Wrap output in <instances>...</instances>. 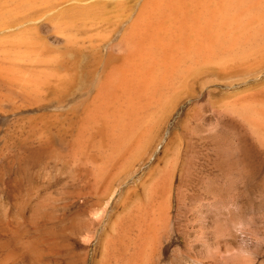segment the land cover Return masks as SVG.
<instances>
[{"label":"rangeland","instance_id":"obj_1","mask_svg":"<svg viewBox=\"0 0 264 264\" xmlns=\"http://www.w3.org/2000/svg\"><path fill=\"white\" fill-rule=\"evenodd\" d=\"M69 1L66 0L65 2H62L64 4H62L61 1L59 3L56 2L53 4L59 5V7H62L64 9H67V7H68V10H69L70 8L75 7V5H77V7L82 6L81 3L83 2V0L82 1L77 0V2H75L76 0H69ZM100 1L101 0H99V5L101 3V6L103 7V9H105L103 11V15L101 16L102 19L101 18L99 19L100 22H98L99 20H96V21H91L92 23H88L89 21L84 20L85 21V22L83 21L84 24H82V22L77 23L78 27L82 26L81 28H77V25L73 26V27H69V28H68V26L65 27V28H68L65 30H68V31L70 30L69 31L70 33H72V31L75 32V33H72L73 36H72V34L67 33L68 31L65 32L63 30V28L65 26L63 24V20H60V22L55 23L53 18H56L55 17L56 14H58L61 10H63L61 8L59 9L58 6L55 7L53 5L54 7H52V5H41V4H37L36 6H32V8H30L29 10L21 12L22 16L18 14V16H20L21 18L24 16L22 18V19H24L25 15H27L26 12L28 11V13H29V11L32 10L30 12L31 15L28 14V17H26V20H24L23 23H25V24L22 23L23 20L20 17H19L20 18L19 19V18H17L18 17L17 15L16 16L13 15L17 18V20H19V22H20V20H22L21 21L22 25H21V23H19L18 24L19 26L15 25L16 28H15V26L13 27V25L11 24L12 22L14 24L15 21H16L15 24H17V20L15 17L12 16V19L15 18V21L10 19L11 16L10 17L8 16L9 18L6 17L9 21L12 20L11 23H9V24H7L8 20L4 17L5 15L4 16L1 15L2 17H0V18H2L1 19L2 21H4L5 19L6 20L4 22L7 21L6 23H4V22L0 23V26H1L0 28L4 29L5 27H7V26H5V24H7L10 28L13 27V29H14V30L10 29V31L8 30L9 32L5 31L6 32L5 34L7 35V33H9V36H11L10 33H12V31H15L19 27H20L19 29L25 28L26 26L28 27L29 20H27V19H30L29 25H30V23H32L31 24L32 26H29L27 29L28 30L30 29L31 31L30 30L29 31L31 33H32V29L35 32L36 35H34V34L33 35L35 36V38L37 40L33 39V41L34 40L38 41L40 38L43 41H45L44 40V37H45L46 38L45 43L44 42L40 43L41 42L40 40H39V43H40V45H42V47H41L42 50H44L43 46L47 45V47H45V49L47 50V52L45 50L46 53L44 51H40L41 55L44 56V60H43L42 56L39 55L40 53L38 54L39 55L38 56L37 53L34 52V50L36 52H38V49L35 48V46L32 44V43L35 44V42H33L31 40L30 36H29V41L27 40V37H26V40H27V43H31L32 45H30V44L29 45H23L26 42L25 37L23 35H25L27 32H24L25 34H22V32L25 31V29H22L23 31H19V29H18V31L22 34L23 37L20 34L18 35L17 31L14 32L15 34H17V36L12 35L13 39H15L14 37L21 36V39L23 38L22 41H25L24 43L22 41H19L20 38H16L17 40L16 39L13 40L12 37H10L11 41H13V42H11L9 40L8 36H5V35L2 36L1 35L2 37H0V38H2V39H0V55L2 53L5 54L4 55L5 57L3 56V54L0 56L1 62H4V64H2L3 66L0 67V68H2L1 69L2 71L4 69V71L3 72L1 71V73H0V78L2 79V81L0 80L2 82V83H0V85H2L1 88L3 87L2 89L0 88V91L3 92L4 94L0 95V98L1 99L4 98L2 102L7 101L6 103L0 104V109H2V111L0 110V147L2 145V151H0V153H1L0 154L1 155L0 156V206H1L0 210L2 212H4V214H5V215H3V213L0 212V215L3 216V219L5 218V220H7V221L10 218L9 220H12V222H14L13 223L14 226H15V224H17L18 226L17 225L16 226L19 227L17 229H18V231L21 232V235L23 232L21 230H23V228L26 227L25 229H29V225H27L29 222V217H30V215L33 216L34 212L36 213L35 217H37L38 220H42L40 222L38 220L35 221V223L38 222L36 225H40V226H37L38 229L35 230L37 232L29 229V231L31 232V233L28 232L29 235L28 234H26V235L23 234L24 236L20 235V237L18 238L19 239L18 241H20V243L22 241L24 242V243H21V246L18 245L14 241H10L9 230L5 231L4 229H2L4 231L3 232V231H1L2 227L0 226L1 227L0 228L1 234L4 235L3 236L4 238L6 237L4 239L3 237H1V234H0V239L2 241L5 240L7 242L6 245H8V246H6V248L7 247L9 248L11 246L9 248L11 250L10 252L8 251L9 250L8 248H7L8 250L3 249L4 251H1L2 253H0V255H1L0 257H2L3 260L0 258L2 260V261L0 260L2 262L0 264H6V263L14 264V261H15L14 259H16L15 262H17V263L20 260V262L18 264H114V263L115 264H264V182L262 180L256 181V182H254V184H256V185L251 186V188L249 185L246 188L243 186H239L238 182H240V181H238L236 178H232V179H229L227 181L223 180L220 176H214L211 173V171L209 170L210 165L208 164L207 157H206V150L209 147L208 144L210 143L209 141L213 137L215 139H218L221 136V134H225V133L231 134L233 136V143H234L233 145L234 146H232V150L227 151L228 153L224 152L223 156L219 157L220 161H222L224 163L233 162V161H236L241 156L240 155L241 153L239 150H241V148H242L243 138H246V135H245L244 131L242 130V128H240L238 126L237 120L234 119L233 116H231V115H232V111L240 110L241 107L239 108L240 105H238V104H241L245 99H247L251 95V93L254 94V93H257L259 91H264V89H262V88H264L263 87L264 86V82H263V80H264L263 79L264 63L260 64V62L263 61L262 58H264V57L262 56L260 58H256L255 61H252V60L249 61L248 64H250V62H251L249 67L250 66L253 67V65H255V64H253L254 62L257 65L256 66L257 68L254 66L255 68H251V69L248 66H246L247 64L242 65V63H239V64L237 63L239 66H237V64L234 65L232 63L222 64L223 66L222 65H214V64H211V65L206 64V65H202L199 67L196 66L192 71L191 70L189 72L187 71L189 75L188 74L186 75L184 73V75H182V77H180V79H178L177 81H174L172 84H170L169 85L170 87H168L166 90L161 91V92L160 91L155 92L154 95H152L153 96L152 100H148V101L146 100V102L143 101V104L141 105V107L139 106L138 108H135V109H134V107L128 108L130 119L132 117H134L131 119V124L136 126L137 132L135 131V134H131L128 136L126 135L127 129H129L130 125L127 126L128 123L125 124V122H120V120H118L119 116L117 114V116L114 115L115 120H117L116 121L117 125H115L113 129L112 128L111 129L105 128V136H98V135L93 136L94 133H96L95 131L98 129L92 128V126H89L87 128L85 127V130L83 131V133L85 134V137L83 138V140L76 141L75 139H73L72 133H73V135H75L78 132L77 130H80L81 127H83V125H84V122H83L84 114L86 115L88 110L94 104V102L96 103L95 99H92V98H94L93 95L96 94L95 93L96 92L95 86L96 87H97V85L99 86L102 82L100 80V79H102L101 77L98 80L97 75H96V77L94 76L95 78L93 76H92V78H90L91 76L89 77L88 75H91L90 73H92L96 67H97L96 70H98V67H99L98 72L97 73L93 72V74H98V73L102 74L104 72L103 73L104 76L100 75V74H98V75L105 77V75L107 74L105 72L108 71L111 66L116 64L117 61L115 58L114 59L111 58L112 60L107 62L108 56L103 57L105 55H108L106 52V49H107L108 45H111L110 47H112V46H114V43H115V46H116L117 42L119 43L118 39L120 38V40H121L123 37V36L121 37L120 34H125L124 32H126V31L124 30V28H125L126 24L127 25L129 24V22H130L129 19H132V17L138 11L141 2H143V0H138V1L137 0L136 1H134V0H123V3H122V0H120V1L119 0H112V1H114L113 3L111 0L109 3L106 2L109 0H106V1L104 0V2H102V1L100 2ZM133 1L135 2L134 4L132 3ZM71 2L77 3V4H75L73 6V4ZM115 2H117V3L115 4ZM137 2H138L139 7L137 5ZM5 3H6V5L10 4V2L8 0H5ZM70 3H71V5L69 7ZM86 3L87 2H83L82 4L84 5ZM135 4L137 5V7ZM38 5L40 7H42L43 10L44 9L45 10L43 11L42 8H40ZM47 6H49V8H50V10L48 11L49 14L46 12V10L48 9ZM34 7H36V8H34ZM38 7H39V9H41L42 12L37 11ZM116 8H118V9H116ZM113 9L114 10L116 9V11H114ZM119 9H122V10L119 11ZM57 10H58V12H57ZM130 10L131 11L133 10L132 11L133 15H131ZM118 12H120V13H118ZM127 12L129 14L126 16L125 14H127ZM53 13H54V15H53ZM40 14H42V17H39V16H41ZM104 14H106V15H104ZM33 15H34V17H32ZM35 15H37V16H35ZM122 15L123 16L125 15L127 17V18L125 17L127 20L125 18L123 19ZM120 16L122 18H120ZM3 17H4V20H3ZM43 17L45 18V20L43 19ZM49 20H51V22ZM123 20H126V21L123 22ZM37 21L40 23H38ZM48 22H50V23H48ZM53 23L58 24V25L55 26V25H53ZM1 24L5 27L3 28ZM38 24H39V27H38ZM23 25H26V26L23 27ZM33 25H35L37 27L35 28V26H33ZM46 25H48L49 27ZM52 25H53L54 30L52 28ZM41 26L44 29V31L41 28L39 31V32H41V35L39 34L40 36H38L37 29L40 28ZM74 27H75V29L77 28V30H72V29H74ZM61 28H62V31L60 30ZM83 28H84V30H82ZM45 30H46V32H45ZM58 30H59L60 34L62 32L61 36H60ZM122 30H124V32ZM50 31H52V32H50ZM14 33H12V34H14ZM29 33H27L26 36L30 35ZM45 33H47V34L45 35ZM56 33H57V35H56ZM65 33H67V35L69 37L71 35L72 39L67 38V35H65ZM63 34L66 36V39L68 41L63 38L64 36L62 37ZM36 36H38L39 39ZM41 36H44V37H41ZM55 37L59 40L57 42L61 41L62 44L58 43V45H57V42H54L57 40V39H55ZM75 37H77V39ZM6 39L8 40L7 42L5 41ZM74 39H76L77 41ZM2 40L6 42V45ZM30 40L32 42H30ZM52 40H53L54 44H53ZM63 40H64V42H62ZM88 40L93 42L95 45L90 42L91 43V46H90L89 45L90 43L88 42ZM66 41L67 42L70 41L69 44L72 46L74 45L72 47V50L75 49V51H73L74 53L72 52V50H71V52H72L71 54L68 53V51H70L69 49H71L69 45H68V47L66 45V47L69 49H67L66 47H63V45L67 44ZM8 42H10L9 45L11 44L12 47L13 46L16 48L21 47V49H23V47H24V49H26L24 51L20 49L22 51L23 58H22V56L17 57V60L20 61L19 62L20 65H18L19 67L16 64L17 62L14 63L15 58H16L14 53L16 51L19 54V52H21V51H19L16 48L13 51V49L11 48V45L10 46L8 45ZM83 42L87 44V45L85 44L87 47L91 48L92 46H94L93 48H91V50H93V49L95 50L98 48L99 49L95 50V51L94 50L91 51L90 48H87L86 46H85L86 48H84L83 45L81 46V43L83 44ZM2 43H4V45H2ZM12 43H14L15 45ZM18 43H20L22 46H20V44H18ZM39 43L37 44L38 46L36 45V47H40ZM99 44H101V45L103 44V46H101ZM76 45H78V46H76ZM4 46L5 47L7 46V48L8 47H10V48H8V49L6 48V50H5ZM95 46H98V47H95ZM1 47H2V49H1ZM28 47H30V50L34 47L35 49H33V55L36 54L37 56L28 55V52L30 51ZM64 48H65V51H64ZM82 48H84V49H82ZM48 49H50L49 51H52V54H53L52 58H55V59H48V60H52L50 63L55 62V65L57 66L56 67L54 65V63H52L53 66L48 63L50 66L54 67V69L51 67L54 72H57L58 70H60V67L58 68L59 64L57 65L55 60H57V58H60L62 56V53L65 54L67 52L66 54H67V58L69 59V61H67V60L66 61L70 65L65 62L66 57L63 60L64 56H62L63 58L59 59V60H63L62 62L61 61H57V62H59V63L64 62V64L59 65V66H62L61 67L62 69H64L66 64L69 65V66H66L65 69L69 67L68 69H70L71 72L67 69V71L66 70L65 71L68 73L65 75L71 77V74H73V72H74L75 74L72 75L73 77L75 76L74 79H71L69 77H68V79H66L67 77L64 75L66 77L65 79L68 80V82L64 79L66 82L63 81L64 82V83L62 82L63 84H60V85L56 84V86H55L56 82L53 80L54 83H52V81H51L52 79H49L50 84L48 81L47 84H49V85L48 86L46 85L47 81H44L45 78H43V79H41V78L43 75L45 77L49 76L51 71H52L50 69V66L47 65V63H46V65L48 67L44 64L45 61L48 62L47 61L48 56L46 57V54L48 53ZM66 50H68V51H66ZM89 50H90V52H88ZM10 51H11V53H10ZM57 51H59L60 54H58ZM96 51H97V53H96ZM31 52H32V50H31ZM104 52H105V55H104ZM115 52L120 53V51L117 49H115ZM7 53L10 55V57H8ZM17 53H16V55L18 56ZM29 54H32V53L29 52ZM52 54L49 52L47 55H49V58H50ZM54 54H56L57 56L55 57ZM13 57H14V61L12 60ZM35 57H39V59L38 58L36 59ZM19 58L20 59L22 58L23 61H21L22 59L20 60ZM32 58H34V60H36L37 64L34 62V60L32 61ZM97 58H98V60H97ZM101 58H103V59H101ZM41 59H42V61H44V63L41 61L44 65L40 64L39 66L42 65L43 69H46V67H47L51 70L50 71L49 69H47L50 72L49 73L46 71V73L48 75L47 74L45 75L43 73H42L43 74L42 75V74H40L41 71L39 72L40 69L38 70V68H40V67L38 66L39 62L37 60H41ZM7 60L11 61V62H7ZM29 60L32 61V62H30V63H32L30 65L33 66V64L35 63V65L38 66L37 68H33V70L37 71V73H39L38 76H40L41 78L38 76H36L37 78L35 76L34 77L36 78V80L39 78L38 79L39 81L41 79V81L43 80V83L45 82L46 86L43 89H45V88L47 89V87H48L49 90L48 89L47 90L49 92L46 89L43 91L44 92L47 91L48 93L47 92L46 93L48 95H45L46 93L45 94L42 93L41 95L39 94V91L42 92L41 90L43 87V85L39 86L40 84H42V83H40L41 81L37 83V85L40 83L37 87L35 84V80H33L35 78L32 77V81L34 82L36 88H38V89L41 88V90H38V89L36 90L32 86V85H34V84H32L33 82L30 83L31 80L29 81L28 76H26V78H28V81H26V79L24 80L25 77H23V75H25V73L28 72V71H26V69L24 67H26L27 65L30 66L29 62L26 65V62ZM94 60H95V62H97L96 64H95V62H93ZM101 60L105 61L106 63L102 62ZM259 60H262V61H259ZM86 61H88V62H86ZM114 61H116V62L114 63ZM24 62H25V64H24ZM72 62H74L76 65L73 64ZM84 62L89 63L88 66L86 64H84ZM111 62H113V63L111 64ZM82 64L84 66H82ZM90 64H91V66H90ZM100 64L104 68L101 66H98ZM105 64L106 65L108 64L107 65L108 67ZM12 65L13 66L15 65L14 67L17 66L18 68H21V69H22V66L25 65L23 67L25 70L22 69L23 71L22 70L20 71V69H19V72H17L16 70H18V69L17 68L15 69ZM35 65H34V67H36ZM72 65L74 67L75 66L76 67L72 68ZM85 65H86V67H85ZM258 65H260V66H258ZM209 66H211V67H209ZM215 66H216V68H215ZM88 67H89V69H91L90 71H88L89 70ZM232 67L234 69L236 67L237 69L233 70ZM57 68H58V70H56ZM83 68L85 70H87V72L85 70H82ZM229 68H232V69H229ZM244 68L247 70H245ZM43 69H41L42 72L45 71ZM62 69H61V71H62ZM33 70H31V71L34 72ZM76 70L79 72H77ZM13 71H15V72H13ZM82 71L84 72V74L88 73L87 74L88 77L86 75L82 74L83 73ZM11 72L16 73V75H18V77L15 74H12ZM20 72H21V74L19 75L18 73H20ZM22 72H24V73H22ZM29 72H30V69H29ZM29 72L26 74L28 75ZM64 72H62V73L64 74ZM62 73L60 71H58V73H53L54 76L52 75L50 77H53V79H55L56 74L59 76V74H62ZM11 74L13 75L12 76L13 78L10 77ZM33 74L34 73H32L31 75H33ZM80 74L82 75V77L80 76ZM76 76L79 77V78L78 77L77 78L80 80V82L88 81V82H86L87 85H86V83L83 84L84 82L79 83V80L77 82ZM85 76L87 77V79H89V78L94 79V81L93 80L90 81V82L93 81L94 83L92 82L89 85L90 79L86 80ZM185 76H188V77H185ZM29 77L31 79L30 74H29ZM80 77L81 78L84 77V80L81 81ZM62 78H64V77H62ZM13 79H14V81H13ZM95 79H96V81H95ZM5 80L9 81V82L6 81L8 84H6L4 82ZM23 80H24V82H23ZM72 80H74V81L76 80L74 82V83H76L74 86H72V84H74V83H72L73 82ZM11 81H12V83H11ZM3 82H4L5 86L7 85L6 88L4 87ZM20 82H22L21 85H19ZM9 83H11V84H9ZM15 83L18 84L19 87H21V86L23 87L25 85V87L27 86L29 88V90H31L30 86H29L31 84V87H33L34 92H31V91H33V89L31 91H29L28 88H26V90H27L26 92H28V93H26L24 91L25 87L24 88L21 87V89L26 94H30V96L33 98H31L30 100H29V98L24 99V101L22 100L23 98L18 99V97L20 98V96H16V95L21 94L22 91H20L21 90L20 88H19V90L17 89L18 86L17 85L15 86ZM23 83H28V84L22 85ZM78 83L80 84V86L78 85ZM52 84H54L55 90L52 88ZM81 84L84 85V86L82 85L84 88L81 86ZM250 84H252V86ZM61 85H64L66 88L69 86V89L68 88L66 89L65 87L63 89V86H61ZM85 85H86V87H85ZM178 85H181V86H178ZM8 86H9V88H8ZM11 86H15L16 88L14 87L15 88L14 89ZM87 86H90V87H88L90 90L87 88ZM91 86H93V87H91ZM248 86L249 87L251 86V87L249 88ZM61 87H62V90L58 89ZM245 88L246 89L248 88L247 90L250 89V92L247 91ZM11 89H12V91H11ZM57 90H61V93H63L62 91H65L64 95L60 94V91L57 92ZM255 90H257V91H255ZM9 91H11V93H13V96L15 95L14 96L15 98L11 97L12 94H10ZM53 91H55L57 93H54ZM83 91H84V93H83ZM86 91H87V93H85ZM165 91H166V93H165ZM29 92H31L32 94ZM89 92H91V94ZM246 92L247 93L249 92V93L247 94ZM67 93H68V96H67ZM82 93H83V95H82ZM171 93H173V94H171ZM235 93H237V94L235 95ZM9 94H10V96H9ZM22 94H23V96L26 95L23 92H22ZM55 94L57 96V99H56V97L54 98ZM6 95H8V96H6ZM34 95L36 96L37 100L40 97L42 99H44V98L45 99L51 98V99H50V101L48 100V102L44 103V106H43V104H42L43 100L42 99H40L42 101L35 100L36 98ZM39 95H40V97L38 98L37 96H39ZM61 95L63 97H61V99L58 100V98H60ZM86 95H88V96H86ZM71 96H72V100L70 98ZM9 97H11V99H9ZM26 97H29V95L28 96L26 95ZM64 97H66V98L62 99ZM86 97L88 98V100L86 99ZM169 97H170V99H169ZM6 98H8V100H6ZM54 99H56L58 103L55 102L56 100L54 101ZM91 99H92V101H90ZM165 99H167V100H165ZM18 100H19V102H18ZM20 100L22 101V103ZM31 100L32 101L34 100L35 102L37 101L36 103L33 101V104L37 105V103H38V107H36V106L33 107L32 106L33 104H31L32 103ZM86 100L88 101V103H86L87 102ZM93 100H94V102H93ZM240 100H241V102L238 103ZM8 101L12 105H10ZM39 101L41 102V104L39 103ZM63 101H65V102H63ZM78 101L81 103V105H80V103H78ZM159 101L161 102V105H160ZM236 101H238V102H236ZM14 102H15V104H14ZM60 102L61 103L63 102L62 104L67 103V105H68V103L70 105L71 102L73 104H71V106H72L71 108H69L70 106H66V105L65 106L63 105L61 107ZM89 102H91L90 105H88ZM230 102H231V105H230ZM7 103L9 104V106H11L10 108L8 107ZM24 103L26 105L23 106ZM55 103H57L58 106H60V107L57 108L56 107L57 104H55ZM51 104H53V105H51ZM84 104H86V105L84 106ZM148 104H149V107H148ZM39 105H41V107ZM87 105H88V108L86 110ZM15 106L18 108L20 107V109L17 110V108ZM25 106H27V107L24 108ZM89 106H90V108H89ZM42 107H43V109H42ZM75 107H76V110H74ZM84 107L86 110L85 112H84ZM147 107L149 109H146ZM11 108H13V111H11L12 110ZM14 109H15V112H14ZM45 109H46V111H45ZM67 109H68V111H65ZM229 109L231 112L229 111ZM5 110H8L9 112H7ZM47 110L48 111L51 110V111L48 112ZM62 110H64V111H62ZM69 110H71V111H69ZM152 110H154V111H152ZM53 111H56V112H53ZM75 111H78V112H75ZM240 111L243 112L242 110H240ZM11 112H13V113H11ZM60 112L66 113V114L62 115ZM133 112H134V114H133ZM47 113L50 117L47 116ZM53 113H55L56 115ZM59 113H60V115H58ZM67 113H68V115H67ZM69 113H71L73 116L71 114L69 115ZM75 113H76V116H75ZM147 113H148V115H147ZM218 113H219V116H217ZM51 114L53 116L55 115L56 117L55 116L53 117ZM135 114L138 117L135 116ZM24 115L25 116L27 115V117H25ZM35 115L37 116V118L41 117L40 119H38L40 121L37 120ZM38 115H40V116H38ZM42 115H44L43 118H42ZM65 115H66V118L64 117ZM224 115H226V116H224ZM57 116L60 117V118L58 117L59 120H57ZM148 116H149V118H147ZM19 117H22V118H19ZM219 117H221V119H219ZM26 118L27 119L31 118V119L27 120ZM34 118H36V119H34ZM44 118L45 119L48 118V120H50V119L51 120L50 121L47 120L48 121L47 122ZM21 119L24 123H22ZM33 119H34V121H33ZM52 119L55 120L56 124L54 123V121ZM70 119H71V121H70ZM141 119L143 121V124H141L142 123ZM41 120H43V121H41ZM133 120L134 121L136 120V121L134 122ZM37 121L39 122L38 123L39 125L37 124ZM74 121L77 123L76 125H75ZM144 121H145V123H144ZM27 122H28V124H27ZM63 122H65L66 125ZM69 122L71 125L69 124ZM15 123H16V125H15ZM31 123H32V125H33V123L35 125L32 126ZM58 123H59V125H58ZM99 123L101 125L100 120H99ZM120 123H123V125H126V126H123ZM147 123H149V124H147ZM43 124L45 125V127ZM145 124H147V125H145ZM17 125L20 126V129ZM30 125L32 127H30ZM22 126L24 127V129L22 128ZM38 126H39L40 130L38 129ZM69 126H70V128L68 129ZM71 126L74 129H72ZM144 126H145V128H144ZM15 127H17V128H15ZM122 127L125 129H123ZM126 127H128V128H126ZM148 128H149V130H148ZM15 129L17 130V132ZM27 129H29V130L32 129L31 131H33V132H28ZM43 129H44V131H43ZM64 129L67 131H65ZM115 129H117V130H115ZM89 130L91 131L90 134H89V132H90ZM119 130L121 133L119 132ZM34 131H36L37 133ZM116 131H117L118 135H117V133H115ZM19 132H21V133L19 134ZM44 132H46V133H44ZM138 132H140V133L138 134ZM145 132H146V134H145ZM31 133H33V134H31ZM69 133H70V136H69ZM24 134L26 135V138L24 137L25 136ZM114 134H116V135H114ZM57 135H59V136L57 137ZM87 135L91 136L92 139L87 140V138H86ZM110 135H112V136H110ZM143 135H144V137H143ZM145 135H147V136H145ZM15 136H16V138H15ZM19 136H20V138H19ZM30 136H31V138H30ZM113 136H118V139L119 138L121 139L124 137L126 139L124 138L121 140L120 139L117 140L116 139L117 137H113ZM216 136H218V137H216ZM27 137H28V139L30 138V140H29L30 143H29ZM64 137H66V138H64ZM132 137H133V139H132ZM109 138H110V141H109ZM113 139H115V140H113ZM39 140H41V141H39ZM105 140H107V141H105ZM122 140H124L125 142ZM126 140H128V141H126ZM133 140H134V142H132ZM136 140H138V141H136ZM15 141H16V144H18V145H15ZM24 141H26L27 143ZM31 141H32V143H31ZM42 141H44V142H42ZM45 141H46V143H45ZM60 141H61V143H60ZM139 141H140V144H138ZM141 141H144V142H141ZM22 142H24V143H22ZM38 142H39V144H38ZM48 142L50 143L49 145H48ZM131 142H132V145H130ZM5 143L8 145H6ZM44 143L46 145V150H44V152H42L43 151L42 149H41L42 150L41 151L40 149L38 150L37 148L39 147L38 145L41 146V145H44ZM65 143L66 144L68 143V144L66 145ZM83 143L86 145H84ZM118 143L121 145L120 147L117 146ZM134 143L136 145H133ZM73 144H74V146H73ZM97 144H99V146ZM109 144H110V146H109ZM87 145H88V147H87ZM19 146L22 149H20ZM70 146H71V148H70ZM89 146H90V148H89ZM58 147H60V148H58ZM86 147H87V149H85ZM91 147H94V148H91ZM95 147H96V149H95ZM109 147H112L113 150L111 148L109 149ZM127 147L129 149H126ZM15 148H17V150H16L17 152L19 149V152H21V153H17V155H16V151H14ZM65 148H67V149H65ZM82 148H83V150H82ZM130 148H132V149H130ZM4 149H5V151H4ZM102 149L103 150L105 149V152L104 151L101 152L100 150H102ZM125 149H126V151H125ZM29 150H32V151H29ZM37 150H38V152H37ZM55 150H57V151L54 152ZM81 150L83 152H81ZM121 150H122V153H121ZM2 152H5L4 153L5 155L2 154ZM13 152H15V153H13ZM69 152H71V153H69ZM73 152L75 153V155ZM85 152H87V153L85 154ZM103 152H104V156L102 155ZM34 153H37L38 155L34 154ZM55 153H57V154H55ZM78 153H79L80 157L77 155ZM29 154H30V156H29ZM60 154H62V155H60ZM69 154H71V155L69 156ZM118 154H119V157H116V156H118ZM21 155H22V157H21ZM53 155H55L56 157H51ZM31 156H32V158L34 157V159H32ZM57 156H58V158H57ZM60 156H62V157H60ZM101 156H103V157H101ZM24 157H25V159H24ZM74 157H75V159H74ZM15 158H17V159H15ZM54 158H57L58 160L57 159L55 160ZM59 158H60V160H59ZM69 159H70V161H69ZM94 159H96V160H94ZM114 159L116 162L114 161ZM17 160L18 161L21 160V161L18 162ZM17 163L20 164V166H19L20 169H19V167H17L18 166ZM24 164L27 166H24ZM111 164H113V165H111ZM21 166L22 167L24 166L25 170ZM107 166H108V168H107ZM77 167H79V168H77ZM16 168L20 171L17 172ZM207 168H209V169H207ZM15 171H16V173H15ZM106 171H108V172L106 173ZM79 173H81V174H79ZM100 173L102 175H100ZM215 173L218 174V172H216V171H215ZM14 174L19 175V176L21 175V177H19V176L16 177V176H14ZM28 175H31V176H28ZM97 175H99L100 177ZM25 176H26V178H25ZM12 177H14V179L16 177L17 181L20 180L19 178L23 179L24 182H20V181H18L19 183L16 182L18 184H25L23 186V188L21 186L20 187L17 186L18 184L16 185V183H15L16 180L15 181L11 180ZM27 178H28V180H27ZM101 179L103 180V182H101ZM97 180H99V181H97ZM163 180H164V183L167 182V187H164V188H166V190L164 188H162L163 185L161 183H163ZM165 180H167V181H165ZM13 186L14 187L17 186L15 188H21L23 190L25 188V191H22L21 189H19L22 194H23V192L25 194V192L27 190L32 189L33 191H31V190H30L31 192L28 191L29 194H26V195L31 194V196H32V194H33L35 199L32 198L33 199L32 200V199H30L31 197H27V196L25 197L24 195L19 194L20 192L17 189L16 190L18 192L13 190V188H14ZM160 187L164 190L159 189ZM168 187H169V191H170V192L168 191L169 195L167 193ZM74 189H75V191H74ZM91 190H92V192H91ZM105 190L106 191L108 190V192L105 193L106 192ZM78 191L80 194L78 193ZM83 191L84 192L86 191V192L84 193ZM164 191H165V193H164L165 195L164 194L162 195V193ZM91 194H95L96 196L93 195L94 197L92 199ZM73 195H75V196H73ZM82 195H83V197H82ZM166 195H168V197H165ZM17 196L18 197L20 196V197L18 198ZM22 196H24V198H28L30 200L25 201L26 199L25 200L23 199L24 201L23 200L21 201ZM84 196H85V198H84ZM36 198H39L40 200L38 199V201L41 202L42 204L39 202L38 203L35 202V200H37ZM43 198L45 199L44 201H45V204L47 203V205L43 204L44 203V202H42ZM239 198H241V199H239ZM18 200L21 203L18 202ZM163 200L166 202L164 203ZM93 201H96L98 203H96V202L94 203ZM16 202H18V203H16ZM27 202H29V203H27ZM81 202H83V203H81ZM162 202L165 205L160 204ZM24 203L26 204L25 207H24ZM92 203H94L92 205L93 207H91ZM20 204L23 205V209L25 211L27 209V212L23 213L24 210L22 211V209L20 210L18 207H16V206H20ZM35 204L37 206L38 205H40V206L37 207ZM68 204H70V205H68ZM31 205H33L32 208H31ZM41 205L43 208L41 207ZM43 205H45V207ZM65 205H67V206H65ZM98 205H100V206H98ZM157 205L158 206L160 205L159 209L157 208ZM166 205H167V207H166L167 210H168V208L169 209L171 208L170 211L169 210L167 211L166 209H162L163 207L165 208ZM27 206L30 207V210H29V208H26ZM48 206H50L51 209H53V210H51L50 208H47L48 210H50L51 216H50V212H48V210L45 209ZM147 206H149V207H147ZM105 207H106V209H105ZM145 207H146V209H145ZM54 208H56V209H54ZM18 209H19V211H18ZM44 209L47 210L46 212L48 214L45 213V215H44V213H43ZM39 210H41L40 211L41 213L39 212ZM152 210H154L155 212H153ZM21 211H22L23 215L26 214V215H24V217L25 218L28 217L27 219H25L23 217V215H21L22 213H19ZM62 211L65 212L66 214L63 213ZM143 211H144V213H142ZM29 212H31V213H29ZM125 212H127V214ZM60 213H61V215L63 214L62 215L63 218L62 217L60 218ZM123 213H124V215H123ZM147 213H148V215H147ZM79 214H80V216H79ZM99 214H101V215H99ZM163 214H164V216H163ZM38 215H39V217L44 215V217H41L42 218L41 219L38 217ZM53 215L55 217H56V215H58L56 217L57 219H55V221L52 218V217H54ZM97 215H99L100 218H101V216H103L104 218H102V220H99L100 218H99V216L97 217ZM141 215H142V218H141ZM144 215H146V216H144ZM7 216H8V219H6ZM123 216H124V218H123ZM96 217L98 218V220L96 219ZM144 217H146V218H144ZM151 218H155V219H152V221H151ZM51 219H53V221H51ZM43 220H45V222H48V223L39 224V223H42ZM60 220H61V222H60ZM95 220H96L97 224L93 223V222H95ZM106 220H108V221H106ZM128 220H130V221H128ZM156 220H158V221H156ZM164 220L166 222H164ZM15 221L17 223H15ZM26 221H27V223H26ZM58 221L61 224H58L57 223ZM109 221H110V223H109ZM119 221H121L123 223H120ZM124 221H125L126 228L129 229V230L126 229V232H127L126 234H127L128 239H127V241H125V248L123 247V245L122 246L116 245L117 247H112V246L108 247L106 245V240L108 239V237L110 235H112L113 232H115V230L120 231V228H121L122 224H124ZM149 221H151V222H149ZM24 222H25V225L23 227ZM63 222H64V224H62ZM147 222H149V223H147ZM155 222H156V224L158 222L159 223L162 222L160 224L161 226L159 224L157 226H155L156 225ZM92 223H93V226H92ZM118 223H119V225H118ZM144 223H145V225H144ZM165 223H166V225H165ZM47 224H49L50 227ZM53 224H54V226H53ZM94 224L96 225L95 226L96 228L94 227ZM150 224H152V226H150ZM43 225L44 226L46 225L45 227H47L46 229L48 230L47 231L48 233L46 236L47 239L50 241L52 238L55 241H57V243H59L57 248H54V247L46 248L40 244L41 240L39 238L42 237V231L40 230V227ZM71 225H74V226H71ZM90 225L92 227L89 230L88 228H90ZM115 225H116V228H114ZM162 226H163V228H162ZM9 227H10V225H9ZM20 227H22V228H20ZM93 227H94V229H92ZM156 227H158L159 229L157 228L158 230H155ZM81 228H83V229H81ZM103 228H104V231H102ZM70 229H72V230H70ZM150 229H152V230H150ZM80 230H81V232H80ZM142 230L144 231V233ZM147 230H149V232L151 231L150 234H149V232L147 233ZM39 231H40V234H39ZM54 231H58L56 233V235L54 234ZM5 232H6V234H5ZM34 233H36V234H34ZM51 233L55 237L53 235L52 236L48 235ZM37 234H39V235H37ZM75 234H77V236ZM79 234H81V235H79ZM153 234H154V238H152ZM31 235H35V237L31 236ZM26 236L29 239L25 238ZM36 238H38V239H36ZM75 238H77V239H75ZM97 238L100 240L97 241ZM6 239H8V240H6ZM32 239H34V240H32ZM90 239H92V240L89 242ZM25 241H26V243H25ZM11 242H13V243H11ZM31 243H34L35 245L31 244ZM63 246H65L64 249H63ZM26 247L29 249H27ZM142 247H144V248H142ZM133 249H135V250H133ZM5 250H6V252H5ZM118 250H120V251H118ZM19 252H21V253H19ZM72 252H74V253L72 254ZM6 253L8 254V256L9 255L10 256L8 257L6 255ZM16 253L19 255V257L21 256L22 258H19L17 255H15ZM127 254H129V255H127ZM12 255L14 258L11 257ZM16 256L19 258V260H17V258H15ZM126 256H127V258H126ZM24 257L26 258L27 261L24 259ZM40 257H42V258H40ZM122 257L123 258L125 257L126 259L124 258V260H123ZM12 258H13V260H12ZM7 260H8V262H6ZM28 260H30V261H28ZM9 261H11V262L9 263ZM110 262H112V263H110Z\"/></svg>","mask_w":264,"mask_h":264},{"label":"bare ground","instance_id":"obj_2","mask_svg":"<svg viewBox=\"0 0 264 264\" xmlns=\"http://www.w3.org/2000/svg\"><path fill=\"white\" fill-rule=\"evenodd\" d=\"M9 2H10V4L9 5H6V3H5V0H0V17H2V16H4L5 18L6 17H10V19H12V16L13 15H17L18 16V14L19 15H21L22 16V14H21V12H24V11H26V10H29L30 8H32V6H36L37 4H41V5H52V7H56V6H58L59 7V5H54L53 3H59L60 1H61V3L62 2H65L64 0H8ZM69 1V0H68ZM79 1V0H78ZM82 1V0H81ZM102 2H104V0H101ZM100 1V2H101ZM106 1V0H105ZM112 1V0H111ZM120 1V0H119ZM134 1H136V0H134ZM132 2L133 4L135 3V2ZM138 1V0H137ZM70 2V1H69ZM75 2H77V0L75 1ZM83 2H87L86 4H82ZM83 2L81 3V5L82 6H78L77 7V5H75V4H77V3H72L73 4V6L75 5V7H73V8H70L69 10H68V7H67V9H64V8H62V7H59V9L61 8V9H63V10H61L58 14H56V18H53L54 19V21H55V23H57V22H60V20H63V24L65 25L64 26V28H63V30L66 32V31H68V30H65V29H68L69 27H73V26H76L77 25V23H80V22H82V24H84V22L85 21H89L88 23H92L91 21H96V20H99L100 18H101V16L103 15V11L105 10V9H103V7L101 6V3H100V5H99V0H83ZM106 2H110V0L109 1H106ZM114 1H112V3H113ZM71 3L69 4V7H70V5H71ZM117 2H115V4H116ZM121 3V2H120ZM122 3H123V0H122ZM62 4H64V3H62ZM80 4V3H79ZM106 4V3H105ZM104 4V5H105ZM54 5V6H53ZM66 5V4H65ZM68 5V4H67ZM103 5V6H104ZM113 5V4H112ZM136 5V4H135ZM137 5H138V2H137ZM137 5H136V7H137ZM39 6V5H38ZM40 7V6H39ZM39 7H38V12H40L41 11V9H39ZM48 7V9L46 10V12L48 13V11L50 10V8H49V6H47ZM51 7V6H50ZM51 7V8H52ZM72 7V6H71ZM133 7V6H132ZM138 7H139V5H138ZM34 8H36V7H34ZM40 8H42V7H40ZM57 9V8H56ZM116 9H118V8H116ZM116 9L114 10V11H116ZM42 10H43V8H42ZM45 10V9H44ZM43 10V11H44ZM67 10V11H66ZM120 10H122V9H119V11ZM32 11V10H31ZM31 11H29V13H28V11L26 12L27 13V15H25V18L24 19H22L20 16H18L17 18H21L22 20H20V22H19V20H17V18L15 17V16H13V17H15L16 18V20H17V24H15L16 23V21H15V18H13L12 20H14L15 22H14V24H13V22L11 23V21L12 20H8L7 18V20H8V22H7V24H9V23H11L12 25H13V27L16 25H18L19 23H21V21H22V23L24 22V20H26V17H28V14L29 15H31L30 14V12ZM52 11V10H51ZM56 11V10H55ZM54 11V12H55ZM131 11V10H130ZM133 11V10H132ZM131 11V15H133L132 12ZM37 12V13H38ZM42 12V11H41ZM45 12V13H46ZM57 12H58V10H57ZM34 13V12H33ZM118 13H120V12H118ZM117 13V14H118ZM126 13V12H125ZM124 13V14H125ZM135 13V12H134ZM49 14V13H48ZM129 13L127 12V14H125L126 16L128 15ZM2 15V16H1ZM41 16H39V17H42V14H40ZM46 15V14H45ZM52 15V14H51ZM53 15H54V13H53ZM104 15H106V14H104ZM123 16V19L126 17V16ZM35 16H37V15H35ZM4 17H3V20H4ZM8 17V18H9ZM31 17V16H30ZM32 17H34V15L32 16ZM45 17V16H44ZM43 17V19L45 20V18ZM19 18V19H20ZM51 18V17H50ZM118 18V17H117ZM120 18H122L121 16H120ZM119 18V19H120ZM127 18V17H126ZM125 18V19H126ZM2 18H0V23H3L4 21H2L1 20ZM35 19V18H34ZM33 19V20H34ZM39 19V18H38ZM102 19V18H101ZM27 20H29V22H30V19H27ZM32 20V21H33ZM85 20V21H84ZM127 20V19H126ZM126 20H123V22L124 21H126ZM43 21V20H42ZM50 22H51V20H49ZM84 21V22H83ZM105 21V20H104ZM129 24L127 25L126 24V26H125V28H124V30L126 31V32H124V30H122L125 34H120V36L122 37V39L120 40V38L118 39V41H119V43L117 42V44H116V46H115V43H114V46H112V47H110L111 45H108V47H107V49H106V52H107V54L108 55H105V52H104V55L105 56H103V57H106V56H108V58H107V62H109V61H111L112 59L111 58H115L116 59V61H114V63L116 62V64H114L113 66H111L110 67V69L108 70V71H106L105 73H107L106 75H105V77H103L104 75H103V73L101 74V73H98V74H100V75H103V76H99L98 74H93V72H98V70H99V67H98V70H96V68H95V70L92 72V73H90L91 75H88L90 78H92V76L94 77H96V75H97V79L99 80L100 79V77L102 78V79H100L102 82H101V84L98 86L97 84V87L95 86V88H96V94L95 95H93L94 96V98H92V99H95V101H96V103L94 102V100H93V102H94V104L91 106V108H90V106H89V110H88V112H87V114L85 115L84 114V120H83V122H84V125H83V127H81V129L80 130H77L78 132L75 134V135H73V133H72V136H73V139H75L76 141H79V140H83V138L85 137V134L83 133V131L85 130V127L87 128V127H89V126H92V128H96V129H98V130H96L95 132L96 133H94V135L93 136H96V135H98V136H105V128H114V126L115 125H117L116 124V121L117 120H115V118H114V115H116L117 116V114H118V116H119V119L118 120H120V122H125V124L126 123H128V125L127 126H129V129H127V132H126V135L128 136V135H131V134H135V131L137 132V130H136V126L135 125H132L131 124V119L132 118H134V117H132L131 119H130V117H129V110H128V108H133L134 107V109L135 108H138L139 106L141 107V105L143 104V101H145L146 102V100L148 101V100H152V95H154V93L155 92H161V91H164V90H166L168 87H170L169 85L170 84H172L174 81H177L178 79H180V77H182V75H184V73L187 75L188 74V72L191 70H193L196 66H202V65H211V64H214V65H222V64H230V63H232V64H239V63H242V65L243 64H247L246 66H248L249 67V65L251 64V62H250V64H248V62L249 61H255L256 60V58H260V57H264V0H143V2H141V4H140V7H139V9H138V11L135 13V15L132 17V19H129ZM6 22H4V23H6ZM28 22V21H27ZM29 22H28V27L29 26H32L31 24L32 23H30V25H29ZM34 22V21H33ZM38 22V21H37ZM46 22V21H45ZM50 22H48V23H50ZM98 22H100V20L98 21ZM22 23H21V25H22ZM38 23H40V22H38ZM127 23V22H126ZM7 24H5V26H7V27H5V26H3L2 24V27L4 28V29H2V28H0V37H2L3 35H5V36H8L9 37V40L11 41V38L10 37H12V39H13V36H17V34H15L14 32H18V35L20 34L21 36H22V34H25L24 32H27V33H29L30 31L27 29L28 27L26 26V25H23V27L24 26H26L25 28H22V29H25V31H23L22 29H19L18 27V29H19V31H23L22 32V34L18 31V29H16L15 31H12V33H14V34H12V33H10V35L11 36H9V33H7V35L5 34L6 32L5 31H10V29H13V27H9ZM10 24V25H11ZM23 24H25V23H23ZM35 24V23H34ZM62 24V23H61ZM81 24V25H82ZM94 24V23H93ZM92 24V25H93ZM98 24V23H97ZM20 25V26H21ZM36 25V24H35ZM35 25H33V26H35ZM49 25V24H48ZM48 25H46V26H48ZM53 25H55V26H57L58 24H54L53 23ZM53 25H52V28H53ZM87 25V24H86ZM85 25V26H86ZM16 26H15V28H16ZM19 26V25H18ZM54 26V27H55ZM68 26V28H65V27H67ZM1 27V26H0ZM9 27V28H8ZM37 26H35V28H36ZM38 27H39V24H38ZM49 27V26H48ZM82 26H80V27H78V25H77V28H81ZM34 28V27H33ZM42 28V26L40 27V28H38L37 29V31H38V36H40L41 35V32H39L40 31V29ZM77 28L75 29V27H74V29H72V30H77ZM85 28V27H84ZM84 28L82 29V30H84ZM28 31H27V30ZM14 30V29H13ZM42 30L44 31V29L42 28ZM41 30V31H42ZM53 30H54V28H53ZM52 30V31H53ZM61 31H62V28L60 29ZM71 30V31H72ZM8 31V32H9ZM52 31H50V32H52ZM70 31V30H69ZM67 32V33H70V32ZM45 32H46V30H45ZM54 32V31H53ZM57 32V31H56ZM58 32H59V30H58ZM57 32V33H58ZM122 32V33H123ZM27 33L25 34V35H23L24 37H25V40H26V37H27V40L29 41V36L31 37V40L33 41V39H35V40H37L36 38H35V36L34 35H36L35 34V32L33 31V29H32V33L30 32L29 34L30 35H28V36H26L27 35ZM44 33V32H43ZM57 33H56V35H57ZM64 33V32H63ZM67 33H65V35H67ZM72 33H75L74 31H72ZM72 33H70V34H72ZM78 33V32H77ZM34 34V35H33ZM40 34V35H39ZM47 33H45V35H46ZM55 34V33H54ZM53 34V35H54ZM59 34H60V32H59ZM61 34H62V32H61ZM61 34H60V36H61ZM80 34V33H79ZM2 35V36H1ZM13 35V36H12ZM32 35V36H31ZM64 34L62 35V37L64 38V39H66V36H65ZM76 35V34H75ZM21 36H19V37H14L15 39L16 38H20L21 39ZM22 36V37H23ZM34 36V37H33ZM38 36H36L37 38H38ZM52 36V35H51ZM72 36H73V34H72ZM71 35H70V37L67 35V38H69V39H72L71 37H72ZM41 37H44V36H41ZM48 37V36H47ZM53 37V36H52ZM76 39H77V37H75ZM0 39H2V38H0ZM8 39V38H7ZM5 40L6 42L8 41V40ZM15 39H13V40H15ZM19 39V41H22V39L20 40ZM39 39V38H38ZM52 39V38H51ZM54 39V38H53ZM55 39H57L56 37H55ZM61 39V38H60ZM76 39H74V40H76ZM17 40V39H16ZM27 40H26V42L25 41H22L23 43L25 42V44H23V45H34L35 46V48H37L38 49V52H36L35 50H34V52L35 53H37V55L39 54V55H41V52L40 51H44L45 52V47H47V45L46 46H43V49L44 50H42L41 49V47H42V45H40V43H42V42H44L45 43V41H46V38L44 37V40L45 41H43L41 38L39 39L41 42L39 43V40L38 41H33V42H35V44L34 43H27ZM30 40V42H32ZM67 40V39H66ZM73 40V41H74ZM91 40V39H90ZM90 40H88V42L90 43L91 41ZM3 41V40H2ZM5 41H3L4 43H5V45H6V42ZM18 41V42H19ZM57 41H59L58 39L56 40V41H54V42H57ZM68 41V40H67ZM66 41V42H67ZM77 41V40H76ZM80 41V40H79ZM11 42H13V41H11ZM37 42V43H36ZM52 42H53V40H52ZM54 42H53V44H54ZM62 42H64V40L62 41ZM65 42V43H66ZM70 42V41H69ZM69 42H67V44H65V45H63V47H66V45H67V47H68V45L70 46V48L71 49H69V48H67V49H69L70 51H68V50H66V51H68V53H72L73 51H75V49H73L72 50V47L74 46H72V45H70L69 44ZM85 42V41H84ZM83 42V44L81 43V46L83 45L84 46V48H86L87 46V44L86 43H84ZM87 42V43H88ZM4 43H2V45H4ZM9 43L10 42H8V45H9ZM15 43V42H14ZM14 43H12V44H14ZM21 43V42H20ZM20 43H18V44H20ZM39 43V45H40V47H36V45ZM58 43H61V41L60 42H57V45H58ZM88 43V44H89ZM91 43H93V42H91ZM91 43L89 44L90 46H91ZM22 44V43H21ZM20 44V46H22ZM56 44V43H55ZM62 44V43H61ZM86 44V45H85ZM94 44V43H93ZM11 45V44H10ZM9 45V46H10ZM15 45V44H14ZM45 45V44H44ZM80 45V44H79ZM88 45V46H89ZM95 45V44H94ZM98 45V44H97ZM99 45H101V44H99ZM17 46V45H16ZM38 46V45H37ZM76 46H78V45H76ZM75 46V47H76ZM80 46V47H81ZM86 46V47H85ZM101 46H103V44L101 45ZM5 47V46H4ZM74 47V48H75ZM94 46H92L91 48H93ZM95 47H98V46H95ZM6 48H7V46L5 47V50H6ZM8 48H10V47H8ZM7 48V49H8ZM11 48L13 49V51L15 50V48L16 47H12V45H11ZM29 48V50H30V47H28ZM34 47L31 49L32 50V52H31V50L29 51L30 53H32V54H29V52H28V55H33V49H35ZM77 48V47H76ZM84 48H82V49H84ZM87 48H90V47H87ZM91 48H90V50H91ZM1 49H2V47H1ZM16 49H18L19 51H21V50H26V49H24V47H23V49H21V47H18V48H16ZM21 49V50H20ZM40 49V50H39ZM99 49V48H98ZM98 49H95V50H98ZM115 49H117V50H119L120 51V53H116L115 52ZM4 50V49H3ZM17 50V51H18ZM50 49H48V53L50 52L51 54H52V51H49ZM71 50H72V52H71ZM90 50L88 51V52H90ZM94 50V49H93ZM93 50H91V51H93ZM94 50V51H95ZM64 51H65V48H64ZM100 51V50H99ZM46 52H47V50H46ZM45 52V53H46ZM10 53H11V51H10ZM14 53V52H13ZM16 51H15V56H16V58H15V62L14 63H16L17 64V66L18 65H20L19 64V60H17V57H20V56H22V51L21 52H19V54H18V56L16 55ZM21 53V54H20ZM47 53V54H48ZM54 53V52H53ZM57 53L58 54H60L59 53V51H57ZM56 53V54H57ZM62 53V52H61ZM67 53V52H66ZM64 54V53H62V56H64V58L61 56L60 58H63V60L65 59V57H66V59H65V62L67 63V61H69V59L67 58V54ZM74 53V52H73ZM96 53H97V51H96ZM3 54V56L5 55L4 53H2ZM1 54V55H2ZM46 54V57L48 56V58H47V61L48 62H46L45 61V63H44V61H42V59L41 60H37L38 62H39V64H38V66L40 65V64H42V65H46V63H47V65H52L53 66V64L52 63H54V65H55V62H52V63H50L52 60H48V59H55V58H52V56H53V54L51 55V57L49 58V55H47ZM56 54H54L55 55V57L57 56ZM64 54V55H63ZM69 54V55H70ZM103 54V53H102ZM0 55V56H1ZM7 55H8V57H10V55L7 53ZM6 55V56H7ZM27 55V56H28ZM36 54H34L33 56H37ZM38 55V56H39ZM66 55V56H65ZM12 56V55H11ZM42 56V58H43V60H44V56L43 55H41ZM59 56V55H58ZM96 56V55H95ZM94 56V57H95ZM5 57V56H4ZM29 57V56H28ZM3 58V57H2ZM22 58H23V56H22ZM21 58V59H22ZM36 59L38 58L39 59V57H35ZM60 58H57V60H55L56 61V63H57V65L59 64V65H62V64H64V62L63 63H61L63 60H59ZM20 59V58H19ZM20 59V60H21ZM28 59V58H27ZM26 59V60H27ZM30 59V58H29ZM101 59H103V58H101ZM263 59V61H264V58H262ZM12 60L14 61V57L12 58ZM34 60V58H32V61ZM67 60V61H66ZM92 60V59H91ZM96 60V59H95ZM95 60L93 61V62H95ZM97 60H98V58H97ZM106 60V59H105ZM4 61V60H3ZM21 61H23V59L21 60ZM31 60H29V61H25L26 62V65H27V63L29 62V65L30 64H32V63H30V62H32ZM44 63H42V62ZM57 61H61L60 63L59 62H57ZM102 61V60H101ZM259 61H262V60H259ZM260 62V64H262V63H264V62ZM6 62V61H5ZM7 62H11V61H8L7 60ZM25 62H24V64H25ZM34 62L36 63V60H34ZM86 62H88V61H86ZM102 62H105V61H102ZM22 63V62H21ZM35 63L33 64V66L32 65H30V66H26V67H24L25 65H23L22 66V69H26V71H28L29 72V69H30V72H29V74H30V76H31V79H30V77H29V74L27 75L26 73H28V72H26L25 73V75H23V77H25L24 78V80L26 79V81H28V78H29V81H30V83L31 82H33L32 81V77L33 78H35L36 76H38L39 75V73H37V71H34L33 70V68H37L38 66L37 65H35ZM49 63V64H48ZM73 64H75L74 62H72ZM97 62H95V64H96ZM106 63V62H105ZM113 62H111V64H112ZM2 64H4V62H1V60H0V67H2L3 65ZM15 64V65H16ZM37 64V63H36ZM67 64H69V63H67ZM66 64V66H69V65H67ZM84 64H86L87 66H88V64L89 63H85L84 62ZM94 64V65H95ZM104 64V63H103ZM109 64V63H108ZM107 64V65H108ZM237 64V66H239ZM253 64H255V65H253V67L252 66H250L249 68L251 69V68H255L257 65H256V63L254 62ZM14 65V66H15ZM34 65L36 66V67H34ZM42 65L41 66H39L40 68H38V70H39V72L41 71V73L40 74H47L46 73V71L47 72H49L47 69H49V68H47L46 67V69H43L42 68ZM49 65V66H50ZM58 65V68L60 67V70H58V68L56 69V70H58V71H60L61 73L62 72H64L65 70L67 71V69L69 68H66L65 69V67H64V69H62L61 67L62 66H59ZM76 65V64H75ZM86 65H85V67H86ZM106 65V64H105ZM106 65V66H107ZM110 65V64H109ZM241 65V66H242ZM13 66V65H12ZM13 66V67H14ZM14 67L15 69L17 68L18 70H16L17 72H19V69H20V71L22 70L21 68H18V67ZM52 66H50V69L52 70H50L51 71V73H50V75L49 76H44L43 74V76H42V78L40 77V76H38V77H40L41 79H43V78H45L44 79V81H47L46 82V85L48 86L49 84H50V81H49V79H52L51 81H52V83H54L53 82V80L56 82L55 83V86H56V84H63L64 82H68V80H66V79H68V77L69 76H67V75H65V74H67L68 72H64V74L62 75V74H59V76L56 74V77H55V79H53V77H50V76H52L53 75V73H58V71L57 72H54L53 71V69H54V67H52ZM56 66V65H55ZM82 66H84L83 64H82ZM90 66H91V64H90ZM98 66H101V64L100 65H98ZM223 66V65H222ZM255 66V67H254ZM258 66H260V65H258ZM11 67V66H10ZM24 67V68H23ZM53 69H52V68ZM57 67V66H56ZM74 66L72 65V68H73ZM76 67V66H75ZM74 67V68H75ZM84 67V68H85ZM93 67V66H92ZM101 67H103V66H101ZM108 67V66H107ZM209 67H211V66H209ZM225 67V66H224ZM71 68V67H70ZM71 68V69H72ZM82 69V70H85V69ZM91 68V67H90ZM104 68V67H103ZM203 68V67H202ZM215 68H216V66H215ZM226 68V67H225ZM233 68V67H232ZM232 68H229V69H232ZM248 68V69H249ZM257 68V67H256ZM2 68H0V73H1V70ZM24 69V70H25ZM28 69V70H27ZM41 69H43V70H45L44 72H42V70ZM61 69H62V71H61ZM88 69H89V67H88ZM102 69V68H101ZM107 69V68H106ZM105 69V70H106ZM207 69V68H206ZM222 69V68H221ZM235 69H237L236 67H235ZM234 68H233V70H235ZM245 69V68H244ZM31 70H33L34 72H32ZM37 70V69H36ZM55 70V71H56ZM70 72H71V70L70 69H68ZM80 70V69H79ZM91 69H89L88 71H90ZM104 70V71H105ZM203 70V69H202ZM245 70H247V69H245ZM3 71H4V69H3ZM2 71V72H3ZM12 71V70H11ZM23 71V70H22ZM77 71V70H76ZM81 71V70H80ZM86 72H87V70H85ZM188 71V72H187ZM10 72V71H9ZM13 72H15V71H13ZM13 72H11L12 74H15L16 75V73H13ZM77 72H79V71H77ZM83 72V71H82ZM81 72V73H82ZM187 72V73H186ZM196 72V71H195ZM22 73H24V72H22ZM32 73H34L33 75H31ZM10 75V77H12L13 75ZM19 75L21 74V72L20 73H18ZM37 74V75H36ZM70 74V73H69ZM68 74V75H69ZM75 73L73 72V74H71V77H69V78H71V79H74L75 78V76L73 77L72 75H74ZM82 74H84V72L82 73ZM88 74V73H87ZM87 74L85 73L84 75H86L87 76ZM191 74V73H190ZM5 75V74H4ZM3 75V76H4ZM48 75V74H47ZM61 75V76H60ZM67 77H65V76ZM189 75V74H188ZM17 77H18V75H16ZM15 76V77H16ZM26 76H28V78H26ZM35 76V77H34ZM54 76V75H53ZM80 76L82 77V75L80 74ZM85 76V77H86ZM87 76V77H88ZM9 77V76H8ZM48 77V78H47ZM62 77H64V78H62ZM78 76H76V78H77ZM80 77V78H81ZM87 77H86V80H89V79H87ZM94 77V78H95ZM185 77H188V76H185ZM258 77V76H257ZM13 78V77H12ZM20 78V77H19ZM37 78V77H36ZM36 78L35 79H33V80H35V84H36V86L38 87V85L40 84V83H42V84H40L39 86H41V85H43V87H42V90H41V88L40 89H38V88H36V86H35V84H34V82L32 83V84H34V85H32L33 87H34V89H38V90H41L42 92H40L39 91V94L41 95L42 93L43 94H45L48 90H49V88L47 87V91H43V90H45V89H43L46 85H45V82L43 83V80L41 81V79H40V81L38 80H36ZM48 80H47V79ZM62 78V79H61ZM66 78V79H65ZM79 78V77H78ZM76 79L77 80V82H78V80L79 79ZM259 78V77H258ZM262 78V77H261ZM10 79V78H9ZM15 79V78H14ZM14 79H13V81H14ZM66 81H65V80ZM263 79H264V76H263ZM0 80L2 81V79L0 78ZM24 80H23V82H24ZM75 80V81H76ZM82 80H84V77L83 78H81V81ZM91 80H93L94 81V79H90L89 80V85H90V83H92V82H90ZM0 81V83H2ZM9 82L8 80H5L4 82L6 83V84H8L7 82ZM37 81V82H36ZM48 81H49V84H47L48 83ZM64 81V82H63ZM73 82L72 83H74L75 81L74 80H72ZM95 81H96V79H95ZM182 81V80H181ZM260 81V80H259ZM4 82H3V85H4ZM38 82H40L38 85H37V83ZM63 82V83H62ZM82 82H84V81H82ZM82 82H80V80H79V83H82ZM86 82H88V81H86ZM86 82H84L83 84H85ZM186 82V81H185ZM262 82V81H261ZM263 82H264V80H263ZM11 83H12V81H11ZM11 83H9V84H11ZM21 83L22 82H20L19 83V85H21ZM29 83V82H28ZM28 83H23L22 85H24V84H28ZM78 83V85L80 86V84ZM94 83V82H93ZM176 83V82H175ZM260 83V82H259ZM76 83H74V84H72V86H74ZM83 84H81V86L83 85ZM180 84V83H179ZM261 84V83H260ZM18 86V84H16L15 83V86ZM77 85V86H78ZM86 85H87V83H86ZM86 85H85V87H86ZM92 85V84H91ZM94 85V84H93ZM182 85V84H181ZM181 85H178V86H181ZM251 86H252V84H250ZM1 86L2 85H0V88H1ZM7 86V85H6ZM6 86L4 85V87L6 88ZM15 86H11L12 88H14ZM30 86V89L32 90L33 89V87H31V84L29 85ZM54 86V84H52V88L54 89L55 88V86ZM61 86H63V89H64V85H61ZM84 86V85H83ZM82 86V87H83ZM245 86V85H244ZM250 86V87H251ZM22 87V86H21ZM21 87H19L18 86V90H19V88L21 89ZM25 87V85L22 87V88H24ZM88 87H90V86H87V88ZM91 87H93V86H91ZM249 87V86H248ZM249 87V88H250ZM264 87V86H263ZM3 88V87H2ZM1 88V89H2ZM8 88H9V86H8ZM16 88V87H15ZM14 88V89H15ZM26 88H28L27 86L25 87V89H24V91L26 92L27 90H26ZM66 88V87H65ZM68 89H69V86L67 87ZM66 88V89H67ZM84 88V87H83ZM86 88V89H87ZM179 88V87H178ZM262 88V87H261ZM34 89H33V91H31V90H29V88H28V90L29 91H31V92H34ZM58 89H61L62 90V87L61 88H58ZM81 89V88H80ZM89 89V88H88ZM246 89V88H245ZM248 89V88H247ZM246 89V90H247ZM262 89H264V88H262ZM6 90V89H5ZM35 90V91H36ZM55 90V89H54ZM61 90H57V92L58 91H60V94H63L64 95V93H65V91H62L63 93H61ZM84 90V89H83ZM90 90V89H89ZM241 90V89H240ZM11 91H12V89H11ZM11 91H9L10 92V94H12V96L11 97H14L13 96V93H11ZM20 91H22L24 94H26V93H28V92H24L22 89L20 90ZM247 91H249L250 92V89L249 90H247ZM255 91H257V90H255ZM1 92V91H0ZM6 92V91H5ZM22 92H21V94H19V95H16V96H20V98L18 97V99H21V98H23L22 100L24 101V99H28L29 98V100L31 99V98H33V97H31L30 96V94H26L27 96L29 95V97H26V95H24L23 96V94H22ZM31 92H29V93H31ZM38 92V91H37ZM36 92V93H37ZM49 92V91H48ZM47 92V93H48ZM52 92V91H51ZM54 93H57V92H55V91H53ZM239 92V91H238ZM248 92V93H249ZM253 92V91H252ZM45 94V95H48V94ZM71 93V92H70ZM75 93V92H74ZM83 93H84V91H83ZM83 93H82V95H83ZM85 93H87V91L85 92ZM90 94H91V92H89ZM165 93H166V91H165ZM247 93V92H246ZM247 93V94H248ZM254 93V92H253ZM4 93L3 92H1L0 93V95H3ZM10 94H9V96H10ZM32 94V93H31ZM171 94H173V93H171ZM237 93H235V95H236ZM40 95L39 96H37L38 98L40 97ZM78 95V94H77ZM240 95V94H239ZM6 96H8V95H6ZM35 96V95H34ZM66 96V95H65ZM67 96H68V93H67ZM73 96V95H72ZM72 96L70 97L71 98V100H72ZM86 96H88V95H86ZM92 96V97H93ZM247 96V95H246ZM11 97H9V99H11ZM44 97V96H43ZM56 97V99H57V96H56V94L54 95V98ZM61 97H63L62 95L60 96V98H58V100H60L61 99ZM81 97V96H80ZM15 98V97H14ZM35 98H36V96H35ZM66 97H64V98H62V99H65ZM75 98V97H74ZM83 98V97H82ZM244 98V97H243ZM246 98V97H245ZM1 99V98H0ZM4 99V98H3ZM3 99H1L0 101V104H3V103H6L7 101H5V102H2L3 101ZM13 99V98H12ZM40 99H42L41 97L38 99V100H40ZM51 99V98H50ZM50 99L48 98V99H42L43 100V106H44V103H46V102H48V100L50 101ZM56 99H54V101L56 100ZM84 99V98H83ZM86 99L88 100V98L86 97ZM92 99L90 100V101H92ZM169 99H170V97H169ZM6 100H8V98H6ZM35 100H37V98L35 99ZM37 100V101H38ZM42 100H40V101H42ZM45 100V101H44ZM80 100V99H79ZM86 100V101H87ZM165 100H167V99H165ZM164 100V101H165ZM236 100V99H235ZM21 101V100H20ZM32 101V100H31ZM34 101V100H33ZM33 101H32V103L31 104H33ZM36 101V102H37ZM39 101V103L41 104V102ZM68 101V100H67ZM77 101V100H76ZM9 102V101H8ZM18 102H19V100H18ZM35 102V101H34ZM35 102V103H36ZM55 102H57V100L55 101ZM63 102H65V101H63ZM62 102V103H63ZM82 102V101H81ZM84 102V101H83ZM160 102V101H159ZM166 102V101H165ZM164 102V103H165ZM236 102H238V101H236ZM241 102V100L238 102V103H240ZM21 103H22V101H21ZM58 103V102H57ZM57 103H55V104H57ZM61 103V102H60ZM60 104L61 105V107L64 105H66V106H70L69 108H71L72 106H71V104H73L72 102H71V104L69 105V103H68V105H67V103H64V104ZM75 103V102H74ZM77 103V102H76ZM78 103H80L79 101H78ZM77 103V104H78ZM86 103H88V101L86 102ZM8 104V103H7ZM9 104H10V102H9ZM9 104H8V107L10 108L11 106H9ZM14 104H15V102H14ZM54 104V105H55ZM83 104V103H82ZM91 104V102H89V104L88 105H90ZM146 104V103H145ZM10 105H12V104H10ZM22 105V104H21ZM24 105H26L25 103L23 104V106ZM51 105H53V104H51ZM76 105V104H75ZM80 105H81V103H80ZM79 105V106H80ZM86 104H84V106H85ZM88 105H87V107H86V110H87V108H88ZM160 105H161V102H160ZM230 105H231V102H230ZM237 105V104H236ZM238 105H240L239 106V108H240V110H242L243 112H241L240 110H237V111H232V115L231 116H233V118L234 119H236L237 120V122H238V126L240 127V128H242V130L244 131V133H245V135H246V138H243V144H242V148H241V150H239L240 151V157L236 160V161H233V162H226V163H224V162H222V161H220V156L222 157L223 156V154H224V152H227V151H229V150H232V146H234L233 144V136L231 135V134H228V133H225V134H221V136L218 138V139H215L214 137L209 141L210 143L208 144L209 145V147L207 148V150H206V157H207V161H208V164L210 165V169L209 168H207V169H209L210 171H211V173L214 175V176H220L223 180H229V179H232V178H236L238 181H240V182H238V185L239 186H243V187H246L247 188V186H249L250 185V188H251V186H253V185H256V184H254V182H256V181H263L264 182V91H259V92H257V93H254V94H252L251 93V95L247 98V99H245L241 104H238ZM17 106V105H16ZM15 106V107H16ZM33 107L34 106H36V107H38V103H37V105L35 104H33L32 105ZM31 106V107H32ZM40 107H41V105H39ZM47 106V105H46ZM77 106V105H76ZM27 106H25L24 108H26ZM32 107V108H33ZM57 108L58 107H60V106H58V104H57V106H56ZM83 107V106H82ZM148 107H149V104H148ZM146 108V109H149V108ZM236 107V106H235ZM17 108V110H19L20 109V107L18 108V107H16ZM15 108V109H16ZM67 108V107H66ZM79 108V107H78ZM81 108V107H80ZM238 108V109H239ZM12 110L11 111H13V108H11ZM15 109H14V112H15ZM39 109V108H38ZM42 109H43V107H42ZM47 109V108H46ZM46 109H45V111H46ZM1 111H2V109H0ZM16 110V111H17ZM23 110V109H22ZM33 110V109H32ZM40 110V109H39ZM52 110V109H51ZM51 110H47L48 112H50ZM56 110V109H55ZM74 110H76V107H75V109ZM80 110V109H79ZM83 110V109H82ZM85 110V107H84V112L86 111ZM140 110V109H139ZM138 110V111H139ZM4 111V110H3ZM5 111H7V112H9L8 110H5ZM37 111V110H36ZM62 111H64V110H62ZM65 111H68V109L67 110H65ZM69 111H71V110H69ZM152 111H154V110H152ZM229 111H230V109H229ZM27 112V111H26ZM38 112V111H37ZM53 112H56V111H53ZM58 112V111H57ZM75 112H78V111H75ZM226 112V111H225ZM224 112V113H225ZM231 112V111H230ZM11 113H13V112H11ZM46 113V112H45ZM61 113V112H60ZM60 113L58 114V115H60ZM73 113V112H72ZM139 113V112H138ZM223 113V112H222ZM221 113V114H222ZM34 114V113H33ZM42 114V113H41ZM44 114V113H43ZM53 114H55V113H53ZM62 115H64V114H66V113H61ZM71 113H69V115H70ZM83 114V113H82ZM133 114H134V112H133ZM140 114V113H139ZM151 114V113H150ZM220 114V115H221ZM227 114V113H226ZM52 115V114H51ZM56 115V114H55ZM54 115V116H55ZM67 115H68V113H67ZM72 115V114H71ZM147 115H148V113H147ZM25 116V115H24ZM32 116V115H31ZM36 116V115H35ZM34 116V117H35ZM38 116H40V115H38ZM43 116L44 115H42V118H43ZM47 116H49L48 115V113H47ZM53 116V115H52ZM53 116V117H54ZM73 116V115H72ZM75 116H76V113H75ZM133 116V115H132ZM135 116H137L136 114H135ZM152 116V115H151ZM217 116H219V113H218V115ZM222 116V115H221ZM224 116H226V115H224ZM25 117H27V115L25 116ZM29 117V116H28ZM50 117V116H49ZM56 117V116H55ZM58 117L59 116H57V120H59L58 119ZM65 118H66V115L64 116ZM81 117V116H80ZM138 117V116H137ZM146 117V116H145ZM228 117V116H227ZM19 118H22V117H19ZM18 118V119H19ZM36 118H37V116H36ZM36 118H34V119H36ZM41 117H38L37 118V120L38 119H40ZM60 118V117H59ZM64 118V119H65ZM143 118V117H142ZM147 118H149V116L147 117ZM24 119V118H23ZM27 119V118H26ZM29 120L31 119V118H28ZM27 119V120H28ZM34 119H33V121H34ZM45 119V118H44ZM56 119V118H55ZM68 119V118H67ZM76 119V118H75ZM83 119V118H82ZM219 119H221V117H219ZM26 120V121H27ZM46 121L48 120V118L47 119H45ZM44 120V121H45ZM51 120V119H50ZM50 120H48V121H50ZM53 121H54V123L56 124V122H55V120L54 119H52ZM79 120V119H78ZM99 120L101 121V125H100V123H99ZM139 120V119H138ZM20 121V120H19ZM21 121H22V119H21ZM38 121H40V120H38ZM37 121V124L39 123ZM41 121H43V120H41ZM47 121V122H48ZM52 121V122H53ZM64 121V120H63ZM67 121V120H66ZM70 121H71V119H70ZM134 121V120H133ZM132 121V122H133ZM136 121V120H135ZM134 121V122H135ZM141 121H142V119H141ZM147 121V120H146ZM36 122V121H35ZM75 122V121H74ZM148 122V121H147ZM150 122V121H149ZM223 122V121H222ZM20 123V122H19ZM22 123H24L23 121H22ZM30 123V122H29ZM50 123V122H49ZM63 123H65V122H63ZM138 123V122H137ZM144 123H145V121H144ZM224 123V122H223ZM27 124H28V122H27ZM46 124V123H45ZM53 124V123H52ZM69 124H70V122H69ZM77 123L75 122V125H76ZM121 125H123V123H120ZM141 124H143V121H142V123ZM147 124H149V123H147ZM147 124H145V125H147ZM226 124V123H225ZM15 125H16V123H15ZM31 125H32V123H31ZM30 125V127H32V126H34L35 124L33 123V125L31 126ZM39 125V124H38ZM44 125V124H43ZM58 125H59V123H58ZM65 125H66V123H65ZM71 125V124H70ZM73 125V124H72ZM222 125V124H221ZM18 126V125H17ZM28 126V125H27ZM52 126V125H51ZM82 126V125H81ZM123 126H126V125H123ZM19 127V129H20V126H18ZM44 127H45V125H44ZM54 127V126H53ZM117 127V126H116ZM120 127V126H119ZM14 128V127H13ZM15 128H17V127H15ZM22 128L24 129V127L22 126ZM34 128V127H33ZM42 128V127H41ZM55 128V127H54ZM59 128V127H58ZM65 128V127H64ZM70 128V126L68 127V129ZM71 128H72V126H71ZM80 128V127H79ZM91 128V129H92ZM121 128V127H120ZM119 128V129H120ZM123 128V127H122ZM126 128H128V127H126ZM144 128H145V126H144ZM18 129V130H19ZM38 129H39V126H38ZM45 129V128H44ZM44 129H43V131H44ZM53 129V128H52ZM72 129H74V128H72ZM118 129V128H117ZM117 129H115V130H117ZM123 129H125V128H123ZM122 129V130H123ZM138 129V128H137ZM147 129V128H146ZM16 130V129H15ZM14 130V131H15ZM22 130V129H21ZM28 130V132H33V131H31L32 129H27ZM40 130V129H39ZM65 130V129H64ZM108 130V129H107ZM121 130V131H122ZM142 130V129H141ZM148 130H149V128H148ZM37 131V130H36ZM36 131H34V132H36ZM42 131V130H41ZM40 131V132H41ZM49 131V130H48ZM56 131V130H55ZM65 131H67V130H65ZM90 131V130H89ZM126 131V130H125ZM145 131V130H144ZM16 132H17V130H16ZM39 132V131H38ZM47 132V131H46ZM46 132H44V133H46ZM64 132V131H63ZM71 132V131H70ZM74 132V131H73ZM119 132H120V130H119ZM21 132H19V134H20ZM26 133V132H25ZM37 133V132H36ZM51 133V132H50ZM91 133V131L89 132V134ZM108 133V132H107ZM115 133H117V131L115 132ZM121 133V132H120ZM140 132H138V134H139ZM18 134V135H19ZM27 134V133H26ZM31 134H33V133H31ZM123 134V133H122ZM143 134V133H142ZM145 134H146V132H145ZM23 135V134H22ZM25 135V134H24ZM29 135V134H28ZM27 135V136H28ZM55 135V134H54ZM64 135V134H63ZM114 135H116V134H114ZM117 135H118V133H117ZM125 135V136H126ZM137 135V134H136ZM32 136V135H31ZM31 136H30V138H31ZM37 136V135H36ZM56 136V135H55ZM59 135H57V137H58ZM69 136H70V133H69ZM71 136V137H72ZM107 136V135H106ZM110 136H112V135H110ZM121 136V135H120ZM119 136V137H120ZM126 136V137H127ZM139 136V135H138ZM145 136H147V135H145ZM23 137V136H22ZM25 138H26V135L24 136ZM54 137V136H53ZM113 137H117L116 139L117 140H119L118 139V136H113ZM140 137V136H139ZM143 137H144V135H143ZM216 137H218V136H216ZM15 138H16V136H15ZM19 138H20V136H19ZM30 138L28 139V137H27V139H28V141L30 140ZM50 138V137H49ZM48 138V139H49ZM64 138H66V137H64ZM86 138H87V140H89V139H92V137L91 136H89V135H87L86 136ZM100 138V137H99ZM108 138V137H107ZM125 138V137H124ZM124 138H121V139H124ZM136 138V137H135ZM24 139V138H23ZM22 139V140H23ZM57 139V138H56ZM120 139V140H121ZM126 139V138H125ZM131 139V138H130ZM132 139H133V137H132ZM137 139V138H136ZM53 140V139H52ZM104 140V139H103ZM112 140V139H111ZM113 140H115V139H113ZM116 140V141H117ZM140 140V139H139ZM27 141V140H26ZM26 141H24V142H26ZM39 141H41V140H39ZM48 141V140H47ZM105 141H107V140H105ZM109 141H110V138H109ZM122 141H124V140H122ZM126 141H128V140H126ZM130 141V140H129ZM136 141H138V140H136ZM145 141V140H144ZM144 141H141V142H144ZM5 142V141H4ZM24 142H22V143H24ZM42 142H44V141H42ZM41 142V143H42ZM51 142V141H50ZM83 142V141H82ZM89 142V141H88ZM125 142V141H124ZM132 142H134V140L132 141ZM132 142L130 143V145H132ZM27 143V142H26ZM29 143H30V141H29ZM28 143V144H29ZM31 143H32V141H31ZM45 143H46V141H45ZM45 143H44V145H38L39 147L37 148L38 150L40 149H42L41 151L42 152H44V150H46V145H45ZM60 143H61V141H60ZM80 143V142H79ZM96 143V142H95ZM110 143V142H109ZM129 143V142H128ZM6 144V143H5ZM4 144V145H5ZM20 144V143H19ZM34 144V143H33ZM36 144V143H35ZM38 144H39V142H38ZM50 143L48 142V145H49ZM57 144V143H56ZM66 144V143H65ZM68 144V143H67ZM66 144V145H67ZM71 144V143H70ZM69 144V145H70ZM84 144V143H83ZM94 144V143H93ZM116 144V143H115ZM138 144H140V141H139V143ZM137 144V145H138ZM3 145V146H4ZM6 145H8V144H6ZM15 145H18V144H16V141H15ZM14 145V146H15ZM25 145V144H24ZM27 145V144H26ZM47 145V146H48ZM64 145V144H63ZM84 145H86V144H84ZM98 146H99V144H97ZM123 145V144H122ZM126 145V144H125ZM128 145V144H127ZM133 145H136L135 143L133 144ZM11 146V145H10ZM51 146V145H50ZM73 146H74V144H73ZM108 146V145H107ZM106 146V147H107ZM109 146H110V144H109ZM115 146V145H114ZM117 146H121L119 143L117 144ZM7 147V146H6ZM9 147V146H8ZM18 147V146H17ZM36 147V146H35ZM87 147H88V145H87ZM87 147L85 148V149H87ZM113 147V146H112ZM112 147H109V149L111 148L112 149ZM116 147V146H115ZM114 147V148H115ZM129 147V146H128ZM126 148V149H129V148ZM133 147V146H132ZM137 147V146H136ZM4 148V147H3ZM19 148H20V146H19ZM54 148V147H53ZM58 148H60V147H58ZM64 148V147H63ZM70 148H71V146H70ZM78 148V147H77ZM89 148H90V146H89ZM91 148H94V147H91ZM12 149V148H11ZM14 149V148H13ZM20 149H22V148H20ZM36 149V148H35ZM65 149H67V148H65ZM69 149V148H68ZM95 149H96V147H95ZM126 149H125V151H126ZM130 149H132V148H130ZM136 149V148H135ZM17 150V148H15V150L14 151H16ZM38 150H37V152H38ZM82 150H83V148H82ZM81 150V152H83ZM107 150V149H106ZM113 150V149H112ZM0 151H2V145H1V147H0ZM4 151H5V149H4ZM29 151H32V150H29ZM57 150H55L54 152H56ZM79 151V150H78ZM86 151V150H85ZM92 151V150H91ZM101 152L102 151H104L105 152V149L103 150H100ZM108 151V150H107ZM106 151V152H107ZM124 151V150H123ZM133 151V150H132ZM131 151V152H132ZM7 152V151H6ZM12 152V151H11ZM41 152V153H42ZM75 152V151H74ZM73 152V153H74ZM99 152V151H98ZM104 152L102 153V155L104 156ZM114 152V151H113ZM5 152H2V154H4ZM13 153H15V152H13ZM17 153H21V152H19V149H18V152L16 151V155H17ZM31 153V152H30ZM66 153V152H65ZM69 153H71V152H69ZM87 152H85V154H86ZM89 153V152H88ZM109 153V152H108ZM112 153V152H111ZM121 153H122V150H121ZM120 153V154H121ZM228 153V152H227ZM1 154V153H0ZM34 154H37V153H34ZM44 154V153H43ZM54 154V153H53ZM55 154H57V153H55ZM90 154V153H89ZM101 154V153H100ZM5 155V154H4ZM8 155V154H7ZM6 155V156H7ZM24 155V154H23ZM26 155V154H25ZM38 155V154H37ZM45 155V154H44ZM60 155H62V154H60ZM64 155V154H63ZM71 154H69V156H70ZM74 155H75V153H74ZM73 155V156H74ZM78 156H79V153L77 154ZM76 155V156H77ZM97 155V154H96ZM113 155V154H112ZM111 155V156H112ZM117 155V154H116ZM1 156V155H0ZM11 156V155H10ZM20 156V155H19ZM27 156V155H26ZM29 156H30V154H29ZM43 156V155H42ZM87 156V155H86ZM85 156V157H86ZM103 156H101V157H103ZM3 157V156H2ZM9 157V156H8ZM16 157V156H15ZM21 157H22V155H21ZM51 157H56L55 155H53V156H51ZM60 157H62V156H60ZM64 157V156H63ZM66 157V156H65ZM68 157V156H67ZM80 157V156H79ZM97 157V156H96ZM100 157V156H99ZM116 157H119V154H118V156H116ZM123 157V156H122ZM19 158V157H18ZM31 158H32V156H31ZM46 158V157H45ZM57 158H58V156H57ZM57 158H54L55 160L57 159ZM72 158V157H71ZM82 158V157H81ZM80 158V159H81ZM124 158V157H123ZM15 159H17V158H15ZM23 159V158H22ZM24 159H25V157H24ZM28 159V158H27ZM32 159H34V157L32 158ZM36 159V158H35ZM38 159V158H37ZM47 159V158H46ZM49 159V158H48ZM64 159V158H63ZM74 159H75V157H74ZM98 159V158H97ZM39 160V159H38ZM58 160V159H57ZM59 160H60V158H59ZM91 160V159H90ZM94 160H96V159H94ZM113 160V159H112ZM206 160V159H205ZM18 161V160H17ZM19 161H21V160H19ZM18 161V162H19ZM43 161V160H42ZM69 161H70V159H69ZM82 161V160H81ZM106 161V160H105ZM114 161H115V159H114ZM118 161V160H117ZM87 162V161H86ZM91 162V161H90ZM97 162V161H96ZM116 162V161H115ZM114 162V163H115ZM82 163V162H81ZM107 163V162H106ZM109 163V162H108ZM18 164V166L17 167H19L20 166V164L19 163H17ZM22 164V163H21ZM89 165V164H88ZM109 165V164H108ZM111 165H113V164H111ZM24 166H27V165H25L24 164ZM24 166L22 167L23 169H24ZM77 166V165H76ZM87 166V165H86ZM103 166V165H102ZM208 166V165H207ZM21 168V169H22ZM77 168H79V167H77ZM107 168H108V166H107ZM17 169V168H16ZM19 169H20V167H19ZM27 169V168H26ZM25 170V169H24ZM97 170V169H96ZM95 170V171H96ZM18 171H20V170H18L17 169V172ZM22 171V170H21ZM78 171V170H77ZM215 171L216 172H218V174H216L215 173ZM24 172V171H23ZM80 172V171H79ZM108 171H106V173H107ZM251 172V173H250ZM15 173H16V171H15ZM21 173V172H20ZM19 173V174H20ZM26 173V172H25ZM87 173V172H86ZM79 174H81V173H79ZM105 174V173H104ZM11 175V174H10ZM33 175V174H32ZM100 175H102L101 173H100ZM12 176V175H11ZM14 176H19V175H15L14 174ZM23 176V175H22ZM28 176H31V175H28ZM97 176H99V175H97ZM16 177H15V179H14V177H12L11 178V180L12 181H15V183L16 182H18V181H20V182H24V180L23 179H21V178H19L20 180H18L17 181V179H16ZM19 177H21V175L19 176ZM24 177V176H23ZM83 177V176H82ZM100 177V176H99ZM25 178H26V176H25ZM24 178V179H25ZM34 178V177H33ZM10 179V178H9ZM14 179V180H13ZM103 179V178H102ZM101 179V182H103V180ZM27 180H28V178H27ZM26 180V181H27ZM33 180V179H32ZM80 180V179H79ZM83 180V179H82ZM81 180V181H82ZM85 181V180H84ZM97 181H99V180H97ZM165 181H167V180H165ZM28 182V181H27ZM89 182V181H88ZM19 183V182H18ZM18 183H16V185L18 184ZM163 183H164V180H163ZM161 183L162 185H163V187L162 188H164V187H167V182L166 183ZM86 184V183H85ZM15 185V184H14ZM25 184H18L17 186H21L22 188H23V186H24ZM100 185V184H99ZM17 186H15V187H17ZM78 186V185H77ZM82 186V185H81ZM85 186V185H84ZM94 186V185H93ZM14 187V186H13ZM14 187V188H15ZM159 188V189H162V188ZM13 188V190L14 191H19L20 193L19 194H22L21 193V191L19 190V189H21V188H15L14 189ZM17 189V190H16ZM165 190H166V188H164ZM164 189H162V190H164ZM22 191H25V188H24V190L23 189H21ZM31 191H33L32 189H30ZM30 190H27L26 192H25V194H24V192H23V194L22 195H24L25 197L27 196V197H31L30 199H35L34 198V196H33V194H32V196H31V194L30 195H26V194H29L28 193V191H30ZM93 190V189H92ZM92 190H91V192H92ZM103 190V189H102ZM17 191V192H18ZM30 191V192H31ZM74 191H75V189H74ZM90 191V190H89ZM94 191V190H93ZM106 191V190H105ZM168 191H169V187H168V190H167V193H168ZM242 191V190H241ZM247 191V190H246ZM84 192V191H83ZM86 192V191H85ZM84 192V193H85ZM108 192V190L105 192V193H107ZM170 192V191H169ZM33 193V192H32ZM78 193H79V191H78ZM82 193V192H81ZM83 193V194H84ZM165 193V191L162 193V195ZM18 194V193H17ZM74 194V193H73ZM76 194V193H75ZM80 194V193H79ZM92 195V199H93V195H95V194H91ZM160 195V194H159ZM161 195V196H162ZM165 195V194H164ZM168 195H169V193H168ZM168 195H166L165 197H168ZM21 196V195H20ZM19 196V197H20ZM24 196H22L20 199H21V201L24 199H26L25 201H27V200H30V199H28V198H24ZM73 196H75V195H73ZM96 196V195H95ZM101 196V195H100ZM106 196V195H105ZM18 197V196H17ZM16 197V198H17ZM18 197V198H19ZM80 197V196H79ZM82 197H83V195H82ZM17 198V199H18ZM40 198V197H39ZM39 198H36L37 200H35V202H39L38 201V199ZM76 198V197H75ZM84 198H85V196H84ZM19 199V200H20ZM32 199V200H33ZM41 199V198H40ZM39 199V200H40ZM102 199V198H101ZM167 199V198H166ZM165 199V200H166ZM239 199H241V198H239ZM18 200V202H20ZM23 200V201H24ZM43 201L42 202H44L43 204H45V199L43 198L42 199ZM97 201V200H96ZM96 201H93L94 203L96 202ZM164 201V200H163ZM241 201V200H240ZM18 202H16V203H18ZM30 202V201H29ZM29 202H27V203H29ZM80 202V201H79ZM91 202V201H90ZM166 201H164V203H165ZM21 203V202H20ZM39 203H41V202H39ZM81 203H83V202H81ZM94 203H92L91 204V207H93L92 205L94 204ZM96 203H98V202H96ZM163 202L162 203H160V204H164ZM42 204V203H41ZM17 205V204H16ZM25 203H24V207H25ZM36 205V204H35ZM45 205H47V203L45 204ZM45 205H43L44 207H45ZM68 205H70V204H68ZM101 205V204H100ZM100 205H98V206H100ZM153 205V204H152ZM165 205V204H164ZM169 205V204H168ZM37 206V205H36ZM38 206H40V205H38ZM37 206V207H38ZM55 206V205H54ZM65 206H67V205H65ZM107 206V205H106ZM146 206V205H145ZM171 206V205H170ZM1 207V206H0ZM16 207H18L20 210L22 209V211L24 210L23 209V205L22 204H20V206H16ZM33 207V205H31V208ZM41 207H42V205H41ZM147 207H149V206H147ZM159 207H160V205L158 206L157 205V208L159 209ZM166 207H167V205L165 206V208L163 207L162 209H166ZM169 207V206H168ZM26 208H29V210H30V207H26ZM25 208V209H26ZM43 208V207H42ZM47 208H50L51 209V207L50 206H48V207H46L45 209H47ZM63 208V207H62ZM67 208V207H66ZM17 209V208H16ZM19 209H18V211H19ZM41 209V208H40ZM44 209V210H45ZM54 209H56V208H54ZM105 209H106V207H105ZM145 209H146V207H145ZM148 209V208H147ZM151 209V208H150ZM149 209V210H150ZM171 209V208H170ZM170 209L168 208V210L170 211ZM36 210V209H35ZM43 210V213H44V215H45V213L46 214H48L46 211L48 210H45L44 211ZM51 210H53V209H51ZM67 210V209H66ZM90 210V209H89ZM167 210V209H166ZM167 210V211H168ZM22 211L21 212H19V213H22ZM41 210H39V212H40ZM102 211V210H101ZM142 211V210H141ZM153 212H155L154 210H152ZM0 212L1 213H3V215H5L4 214V212H2L1 210H0ZM25 212H27V209H26V211L24 210V212L23 213H25ZM32 212V211H31ZM31 212H29V213H31ZM38 212V211H37ZM48 212H50V210H48ZM63 212V211H62ZM61 212V213H62ZM103 212V211H102ZM150 212V211H149ZM23 213L21 214V215H23ZM41 213V212H40ZM39 213V214H40ZM42 213V214H43ZM61 213H60V218L62 217V215H61ZM63 213H65V212H63ZM126 214H127V212H125ZM129 213V212H128ZM141 213V212H140ZM142 213H144V211L142 212ZM141 213V214H142ZM164 213V212H163ZM168 213V212H167ZM34 215L32 216V215H30V217H29V222H28V224L27 225H29V229H31V230H33V231H35V230H37L38 228H37V226H40V225H36L37 223H35V221H37L38 220V218L37 217H35V212L33 213ZM41 214V215H42ZM66 214V213H65ZM125 214V215H126ZM159 214V213H158ZM24 215H26V214H24ZM24 215H23V217H24ZM29 215V214H28ZM44 215L43 216H41V217H44ZM99 215H101V214H99ZM99 215H97V217L99 216ZM123 215H124V213H123ZM129 215V214H128ZM127 215V216H128ZM143 215V214H142ZM142 215H141V218H142ZM147 215H148V213H147ZM50 216H51V212H50ZM54 216V215H53ZM58 215H56V217H57ZM79 216H80V214H79ZM82 216V215H81ZM140 216V215H139ZM144 216H146V215H144ZM157 216V215H156ZM163 216H164V214H163ZM166 216V215H165ZM38 217H39V215H38ZM41 217H39V218H41ZM48 217V216H47ZM55 217V216H54ZM54 217H52L53 219H54V221H55V219H57L56 217L54 218ZM66 217V216H65ZM96 217V219L98 220V218ZM159 217V216H158ZM25 218V217H24ZM28 217H26L25 219H27ZM59 218V217H58ZM63 218V217H62ZM70 218V217H69ZM99 218H100V216H99ZM102 218H104L103 216H101V218L99 219V220H102ZM121 218V217H120ZM123 218H124V216H123ZM122 218V219H123ZM138 218V217H137ZM144 218H146V217H144ZM143 218V219H144ZM164 218V217H163ZM6 219H8V216H7V218ZM10 219V218H9ZM8 219V221L7 220H5V218L3 219V216H1L0 215V226L2 227H0L1 228V231H3L2 229H4L5 231L6 230H9V237H10V241H14V242H16L18 245H20L21 246V243H24L23 241L20 243V241H18L19 239V237H20V235H21V232L20 231H18V229L17 228H19V227H17L18 225L17 224H15V226L13 225V223L14 222H12V220H9ZM13 219V218H12ZM23 219V218H22ZM36 219V220H35ZM42 219V218H41ZM46 219V218H45ZM48 219V218H47ZM53 219H51V221H53ZM76 219V218H75ZM152 219H155V218H151V221H152ZM160 219V218H159ZM169 219V218H168ZM24 220V219H23ZM110 220V219H109ZM124 220V219H123ZM138 220V219H137ZM25 221V220H24ZM39 222L40 221H42V220H38ZM106 221H108V220H106ZM128 221H130V220H128ZM142 221V220H141ZM151 221H149V222H151ZM155 221V220H154ZM156 221H158V220H156ZM19 222V221H18ZM60 222H61V220H60ZM59 221L57 222L58 224H61ZM101 222V221H100ZM120 223H123V222H121V221H119ZM132 222V221H131ZM143 222V221H142ZM149 222H147V223H149ZM163 222V221H162ZM161 222V223H162ZM164 222H166L165 220H164ZM15 223H17L16 221H15ZM26 223H27V221H26ZM44 223H48V222H45V220H43V222L42 223H39V224H44ZM79 223V222H78ZM93 223H96V220H95V222H93ZM93 223H92V226H93ZM109 223H110V221H109ZM146 223V224H147ZM161 223H157L156 224V222H155V226H157L158 224L160 225ZM62 224H64V222L62 223ZM97 224V223H96ZM9 225H10V227H9ZM17 225V226H16ZM24 225H25V222H24V224H23V227H24ZM49 227H50V225L49 224H47ZM118 225H119V223H118ZM130 225V224H129ZM142 225V224H141ZM144 225H145V223H144ZM154 225V224H153ZM165 225H166V223H165ZM46 226V225H45ZM44 225L43 226H41L40 227V230L42 231V237H38L40 240H41V242H40V244L41 245H43L44 247H46V248H52V247H54V248H57L58 247V244L59 243H57V241H55L54 239H52L51 238V240L49 241L48 239H47V227H45ZM52 226V225H51ZM53 226H54V224H53ZM71 226H74V225H71ZM91 225H90V228H88L89 230L91 229V227H92ZM96 225L94 224V227H95ZM98 226V225H97ZM150 226H152V224H150ZM161 226V225H160ZM48 227V228H49ZM85 227V226H84ZM83 227V228H84ZM88 227V226H87ZM94 227L92 228V229H94ZM104 227V226H103ZM147 227V226H146ZM20 228H22V227H20ZM26 228V227H25ZM25 228H23V230H21V231H23L22 232V235L24 234V235H26V234H28V232L29 233H31L30 231H29V229H25ZM83 228H81V229H83ZM96 228V227H95ZM114 228H116V225H115V227ZM150 228V227H149ZM158 227H156V229L155 230H158L157 229ZM162 228H163V226H162ZM53 229V228H52ZM51 229V230H52ZM126 226H125V221H124V224H122V226H121V228H120V231H116L115 230V232H113L112 233V235H110L109 237H108V239L106 240V245L108 246V247H117V246H122L123 245V247L125 248V241H127V232H126ZM70 230H72V229H70ZM106 230V229H105ZM127 230H129V229H127ZM144 230V229H143ZM142 230V231H143ZM150 230H152V229H150ZM53 231V230H52ZM60 231V230H59ZM102 231H104V228L102 229ZM107 231V230H106ZM4 232V231H3ZM35 232H37V231H35ZM58 231H54V234L56 235V233H57ZM80 232H81V230H80ZM87 232V231H86ZM146 232V231H145ZM149 232V230H147V233ZM151 232V231H150ZM150 232H149V234H150ZM155 232V231H154ZM143 233H144V231H143ZM0 234H1V232H0ZM5 234H6V232H5ZM34 234H36V233H34ZM39 234H40V231H39ZM39 234H37V235H39ZM61 234V233H60ZM156 234V233H155ZM21 235V236H22ZM23 235V236H24ZM29 235V234H28ZM36 235V236H37ZM48 235H53L52 233L51 234H48ZM76 236H77V234H75ZM74 235V236H75ZM79 235H81V234H79ZM152 235V234H151ZM4 235L3 234H1V237H3ZM7 236V235H6ZM31 236H34L35 237V235H31ZM54 236V235H53ZM88 236V235H87ZM8 237V238H9ZM55 237V236H54ZM89 237V236H88ZM91 237V236H90ZM4 238V237H3ZM6 238V237H5ZM4 238V239H5ZM24 238V237H23ZM25 238H28L27 236L25 237ZM38 238H36V239H38ZM93 238V237H92ZM96 238V237H95ZM152 238H154V234H153V236H152ZM22 239V238H21ZM20 239V240H21ZM29 239V238H28ZM35 239V240H36ZM61 239V238H60ZM75 239H77V238H75ZM74 239V240H75ZM87 239V238H86ZM6 240H8V239H6ZM32 240H34V239H32ZM70 240V239H69ZM92 239H90L89 240V242L91 241ZM100 239H98L97 238V241H99ZM60 241V240H59ZM73 241V240H72ZM88 242V243H89ZM9 243V242H8ZM11 243H13V242H11ZM25 243H26V241H25ZM29 243V242H28ZM35 243V242H34ZM34 243H31V244H34ZM65 243V242H64ZM92 243V242H91ZM7 244V242L4 240V241H2L1 239H0V253H2L1 251H4L3 249H7L6 248V246H8V245H6ZM10 244V243H9ZM36 244V243H35ZM34 244V245H35ZM87 244V243H86ZM37 245V244H36ZM91 245V244H90ZM117 245V246H116ZM10 246V245H9ZM89 246V245H88ZM11 247V246H10ZM9 247V248H10ZM64 247L65 246H63V249H64ZM68 247V246H67ZM122 247V248H123ZM8 248V249H9ZM13 248V247H12ZM27 248V247H26ZM127 248V247H126ZM142 248H144V247H142ZM7 249V250H8ZM27 249H29V248H27ZM26 249V250H27ZM32 250V249H31ZM34 250V249H33ZM58 250V249H57ZM56 250V251H57ZM122 250V249H121ZM133 250H135V249H133ZM143 250V249H142ZM9 252L11 251L10 249L8 250ZM18 251V250H17ZM73 251V250H72ZM118 251H120V250H118ZM5 252H6V250H5ZM24 252V251H23ZM32 252V251H31ZM30 252V253H31ZM40 252V251H39ZM75 252V251H74ZM74 252H72V254L74 253ZM87 252V251H86ZM85 252V253H86ZM110 252V251H109ZM4 253V252H3ZM15 253V252H14ZM19 253H21V252H19ZM84 253V254H85ZM36 254V253H35ZM63 254V253H62ZM69 254V253H68ZM71 254V255H72ZM80 254V253H79ZM87 254V253H86ZM134 254V253H133ZM5 255V254H4ZM6 255L8 256V254L6 253ZM15 255H17L18 257H19V255L16 253ZM23 255V254H22ZM32 255V254H31ZM107 255V254H106ZM119 255V254H118ZM127 255H129V254H127ZM1 256V255H0ZM3 256V255H2ZM10 256V255H9ZM8 256V257H9ZM15 257V258H17V260H19V258H22L21 256L18 258V257ZM28 256V255H27ZM40 256V255H39ZM66 256V255H65ZM76 256V255H75ZM78 256V255H77ZM122 256V255H121ZM11 257H13V255L11 256ZM36 257V256H35ZM104 257V256H103ZM1 259H2V257H0ZM14 258V257H13ZM13 258H12V260H13ZM40 258H42V257H40ZM71 258V257H70ZM77 258V257H76ZM123 258V257H122ZM125 258V257H124ZM124 258H123V260H124ZM126 258H127V256H126ZM125 258V259H126ZM135 258V257H134ZM0 259V260H1ZM11 259V258H10ZM24 259L26 260V258L24 257ZM28 259V258H27ZM34 259V258H33ZM82 259V258H81ZM3 260V259H2ZM1 260V261H2ZM11 260V261H12ZM15 261H16V259H14ZM70 260V259H69ZM80 260V259H79ZM110 260V259H109ZM0 261V263H2ZM11 261H9V263L11 262ZM14 261V264L16 263V264H18L19 262H20V260H19V262L17 263V262H15ZM27 261V260H26ZM28 261H30V260H28ZM4 262V261H3ZM6 262H8V260L6 261ZM22 262V261H21ZM80 262V261H79ZM78 262V263H79ZM132 262V261H131ZM26 263V262H25ZM34 263V262H33ZM110 263H112V262H110ZM128 263V262H127ZM6 264H8V263H6ZM115 264V263H114Z\"/></svg>","mask_w":264,"mask_h":264}]
</instances>
